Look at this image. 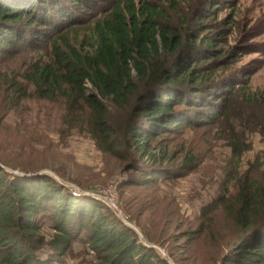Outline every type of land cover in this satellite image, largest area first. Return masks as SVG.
<instances>
[{
	"label": "trees",
	"instance_id": "16d2710c",
	"mask_svg": "<svg viewBox=\"0 0 264 264\" xmlns=\"http://www.w3.org/2000/svg\"><path fill=\"white\" fill-rule=\"evenodd\" d=\"M163 2L0 0V56L37 52L19 80L0 71V94L10 90L14 105L31 95L61 103L69 130L80 129L99 151L140 173L130 185L198 167L192 150H184L179 171L165 166L178 153L166 137L181 126L217 127L240 160L249 147L236 126L256 125L264 139L262 95L247 90L256 72H233L238 60L225 54L227 24L205 22L218 4L182 15ZM239 96L249 107L241 113ZM139 156L151 165L140 166ZM237 189L225 210L239 240L222 264H264V172L239 177ZM76 242L89 258L80 264H170L104 203L74 195L51 176L0 167V264H68Z\"/></svg>",
	"mask_w": 264,
	"mask_h": 264
},
{
	"label": "rangeland",
	"instance_id": "374dc122",
	"mask_svg": "<svg viewBox=\"0 0 264 264\" xmlns=\"http://www.w3.org/2000/svg\"><path fill=\"white\" fill-rule=\"evenodd\" d=\"M163 1L182 15L204 13L209 4H218L219 11L205 22L221 28L227 24L223 30L224 43L227 40L225 54L238 60L233 72H256L247 90L262 95L257 110L264 111V0ZM36 53L0 56V71L19 80ZM11 99L10 90L0 94L2 168L10 173H48L74 195H90L107 206L92 194L112 188L118 194L121 214L113 212L125 224L135 227L145 244L155 248L170 264H222L224 255L238 242V231L225 208L235 202L239 177L259 179L264 172L260 127L241 121L236 126L239 139L249 147L238 160L228 134L217 127L181 126L166 137L167 145L178 153L174 162H166L165 166L179 171L184 150H192L198 156V167L183 176V172L173 173L171 178L160 176L154 184L138 186L130 184L140 180V173L127 171L125 164L99 151L80 129L69 130L65 126L61 103L31 95L14 105ZM236 100L240 113L249 108L242 103V96ZM137 160L140 166L151 165L146 157L139 156ZM213 203L218 205L215 210L209 208ZM50 225L49 220L44 222L48 236L53 233ZM85 259L89 258L84 245L76 242L66 257L68 264H80Z\"/></svg>",
	"mask_w": 264,
	"mask_h": 264
},
{
	"label": "built area",
	"instance_id": "2783aa9c",
	"mask_svg": "<svg viewBox=\"0 0 264 264\" xmlns=\"http://www.w3.org/2000/svg\"><path fill=\"white\" fill-rule=\"evenodd\" d=\"M75 195H78L77 192L75 193ZM92 195L96 197L97 199L102 200L103 202L108 204V206L112 210H114L117 214H121V210L119 208L118 194L112 188H106L103 190H99L96 194L94 193Z\"/></svg>",
	"mask_w": 264,
	"mask_h": 264
},
{
	"label": "water",
	"instance_id": "95a60500",
	"mask_svg": "<svg viewBox=\"0 0 264 264\" xmlns=\"http://www.w3.org/2000/svg\"><path fill=\"white\" fill-rule=\"evenodd\" d=\"M0 167H3V166H0ZM14 174L19 175V174H21V173H19V172H14ZM21 175H22V176H28V177H35V176H39V175H48V176H51L52 178H54V179L57 180V178H55L54 176H52V175H50V174H48V173H39V174H36V175H32V174H21ZM127 225H128L129 227H131L132 229H134L138 234H140V232H139L135 227H133L131 224H128V223H127Z\"/></svg>",
	"mask_w": 264,
	"mask_h": 264
}]
</instances>
